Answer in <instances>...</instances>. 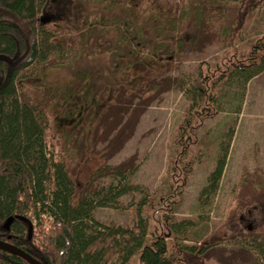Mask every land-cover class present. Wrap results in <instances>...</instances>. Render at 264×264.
Returning <instances> with one entry per match:
<instances>
[{
  "label": "trees",
  "instance_id": "16d2710c",
  "mask_svg": "<svg viewBox=\"0 0 264 264\" xmlns=\"http://www.w3.org/2000/svg\"><path fill=\"white\" fill-rule=\"evenodd\" d=\"M78 1L84 7L81 18L89 20L74 28L61 16L76 0H0V240L42 264H264V231L244 232L238 214H264V174L240 178L226 243L215 234L194 238L195 224L189 219L167 217L157 234H151L141 216L132 225L104 224L93 216V208L114 206L134 187L128 182L131 165L107 164V159L130 137L164 86L179 81L185 90L188 103L176 136L184 147L192 124L217 114L221 91L231 78L246 83L264 71V33L239 45L249 17L264 0H192L196 8L186 12L188 20L175 21V10L161 20L173 22L172 28L166 23L156 28L133 25L129 16L126 21L116 17L100 27L111 40L106 50L91 49L86 34L80 41L74 33H64L98 26L101 14L107 18L115 7L113 1ZM148 13L144 9L141 17ZM215 24L217 42L231 50L224 68L193 82L160 78L149 66L134 70L143 60L168 62L163 52L172 45L160 40L165 29L175 37L193 26L202 37ZM125 51L126 61L119 55ZM77 60L86 67L98 63L107 74L95 79L86 72L76 103L74 91L46 80L45 73ZM225 161L226 153L200 195L216 189ZM79 167L85 174L78 173ZM183 168L187 176L190 166ZM100 173L112 178L103 195L92 186V176ZM0 264L28 263L0 249Z\"/></svg>",
  "mask_w": 264,
  "mask_h": 264
},
{
  "label": "rangeland",
  "instance_id": "374dc122",
  "mask_svg": "<svg viewBox=\"0 0 264 264\" xmlns=\"http://www.w3.org/2000/svg\"><path fill=\"white\" fill-rule=\"evenodd\" d=\"M112 1L115 7L108 12L107 18L104 13L101 14L98 26H91L90 30L83 29L80 33L65 31L64 34L72 36L74 33L79 40L86 34L91 49L106 50L111 40L102 35L100 27L108 26L116 17L126 21L129 16L134 19H131L133 25L156 28L166 23L167 28H172L173 22H161L167 20L172 10L176 11L178 18L175 21H178L188 20L187 15L196 8L192 0ZM83 9L82 3L76 0L64 8L61 17L74 28L82 27L89 20L86 16L81 18ZM144 9L149 10V13L141 17ZM167 31L164 30L165 36L162 34L160 40L172 45L163 52V58L168 57V62L164 61L161 65L154 60H143L133 65L134 70L149 66L160 72V78L168 76L193 82L203 74L210 75L219 67L224 68L231 58L230 48L222 47L217 42V24L208 33H203L202 37L193 26L188 32L175 37L166 35ZM263 33L264 4L249 17L239 45L243 46L245 39ZM127 53L125 51L119 55L125 59ZM88 66L77 60L70 65L52 67L46 71L45 79L74 91L77 103L80 102L78 92L86 72L95 79L107 74V69L100 72L98 63H89ZM187 103L185 90L181 89L177 81V85L164 86L145 108L130 137L117 146L107 159V164L128 162L131 165L128 182L134 187L122 195L114 206L93 208V216L97 221L132 225L141 216L147 219L149 232L157 234L156 229L165 224L167 217L177 222L189 219L195 224L194 238L215 234L223 242H228L230 227L226 223L230 208L234 206L235 190L240 178L243 174H264V71L246 83L241 78H231L221 91L217 114L192 124L182 147L176 136ZM225 153V167L216 189L214 187V190L200 195L218 158ZM184 165L190 166L187 176L184 175ZM78 173L85 174V171L79 167ZM111 179L100 173L92 176V186L103 195ZM114 185L120 187L123 182L114 181ZM238 214L239 228L244 232L264 231L262 212L254 210ZM207 264L217 263L210 261Z\"/></svg>",
  "mask_w": 264,
  "mask_h": 264
},
{
  "label": "water",
  "instance_id": "95a60500",
  "mask_svg": "<svg viewBox=\"0 0 264 264\" xmlns=\"http://www.w3.org/2000/svg\"><path fill=\"white\" fill-rule=\"evenodd\" d=\"M12 217H9L6 220V227L8 228L10 223H11ZM31 230V229H30ZM0 249H5V250H9L12 251L14 253H16L17 255H19L22 259H24L28 264H42L39 260H37L36 258H34L32 255H30L29 253L25 252L24 250L8 243L5 241L0 240Z\"/></svg>",
  "mask_w": 264,
  "mask_h": 264
}]
</instances>
